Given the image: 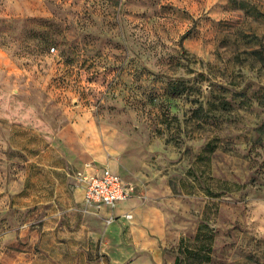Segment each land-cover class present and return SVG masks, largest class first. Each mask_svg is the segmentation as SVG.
Instances as JSON below:
<instances>
[{
    "label": "rangeland",
    "instance_id": "1",
    "mask_svg": "<svg viewBox=\"0 0 264 264\" xmlns=\"http://www.w3.org/2000/svg\"><path fill=\"white\" fill-rule=\"evenodd\" d=\"M0 264H264V0H0Z\"/></svg>",
    "mask_w": 264,
    "mask_h": 264
},
{
    "label": "built area",
    "instance_id": "2",
    "mask_svg": "<svg viewBox=\"0 0 264 264\" xmlns=\"http://www.w3.org/2000/svg\"><path fill=\"white\" fill-rule=\"evenodd\" d=\"M78 175L84 187L83 198L89 204L113 209L117 203L131 198L137 191L133 183L124 180L108 167L100 170H84ZM123 216L130 218L132 214L126 212Z\"/></svg>",
    "mask_w": 264,
    "mask_h": 264
},
{
    "label": "crops",
    "instance_id": "3",
    "mask_svg": "<svg viewBox=\"0 0 264 264\" xmlns=\"http://www.w3.org/2000/svg\"><path fill=\"white\" fill-rule=\"evenodd\" d=\"M102 168H104V167H102ZM102 168H100V169H102ZM108 168H109V167H108ZM100 169H99V170H100ZM109 169H111V168H109ZM111 170H112L113 172H116V171H114L113 169H111ZM116 173H117V172H116ZM133 197H135V195L132 196L131 198L125 200V201H122V203H123V204H126L127 206H126V208L120 210V212H112V209H110L109 207H106V208L110 211L111 214L114 215V217H118V216H122V217H124V216H123L124 213H126V212H130V213H131V208H130V206H128V205H129L130 200H131ZM115 207H116V206H115ZM115 207H114V208H115ZM114 208H113V209H114ZM124 218H125V217H124Z\"/></svg>",
    "mask_w": 264,
    "mask_h": 264
}]
</instances>
